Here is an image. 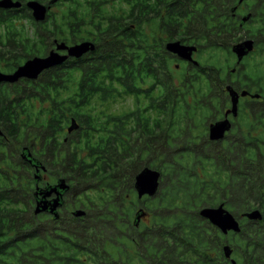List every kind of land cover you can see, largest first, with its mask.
I'll return each instance as SVG.
<instances>
[{
  "label": "trees",
  "instance_id": "trees-1",
  "mask_svg": "<svg viewBox=\"0 0 264 264\" xmlns=\"http://www.w3.org/2000/svg\"><path fill=\"white\" fill-rule=\"evenodd\" d=\"M19 1L0 8L1 72L47 55L55 41L95 49L36 80L0 83V264H231L226 245L238 264H264V147L205 133L224 104L221 61L239 32L237 0H56L42 22ZM175 40L197 47V77L190 64L176 69L165 48ZM118 98L132 107L108 112ZM144 168L161 181L155 197L139 199ZM40 174L45 186L68 183L66 222L35 215ZM220 204L239 233L224 235L199 215ZM77 209L85 215L74 217ZM255 209L261 220L243 218Z\"/></svg>",
  "mask_w": 264,
  "mask_h": 264
},
{
  "label": "flooded vegetation",
  "instance_id": "flooded-vegetation-1",
  "mask_svg": "<svg viewBox=\"0 0 264 264\" xmlns=\"http://www.w3.org/2000/svg\"><path fill=\"white\" fill-rule=\"evenodd\" d=\"M255 8L256 11L253 12V9ZM230 11L234 20L233 23L238 25L239 32L238 35H233L232 41H228L230 49L224 54L221 61L223 63V67L226 69L224 70L222 77L225 82L223 89V108H221V112H217L220 114H217V116L214 117V121L212 123L210 122L205 130V133L209 138L210 125L216 123L217 121L226 119L229 121L230 129L225 133L224 138L219 140L220 142L227 139H240L241 143L245 144L246 139H252L256 140L260 147H264V35L254 33L264 30V0H244L240 4L239 0H237L236 5H234ZM251 21L252 23H250ZM244 43L248 44L242 46L243 53L239 57L234 51V48ZM247 47L251 48L247 49ZM197 51L193 54L196 64L182 61L177 56L172 54V58L176 61L174 63L176 69H179L180 64H190V66H193V69L197 71L195 74L197 77L199 72V61L196 55ZM209 73L210 75L213 73L212 67L209 69ZM206 86L207 88L214 87L212 83H208ZM228 88L231 90H228ZM193 90L194 100L197 102L202 95L200 84L195 83L193 85ZM231 91L237 95L235 113L232 111L233 95L231 94ZM205 95L212 96V93L205 90ZM198 136L199 133L196 127L194 130L196 145H198ZM33 160L36 163L38 162L36 157H33ZM41 167L43 166H40V168ZM37 169L38 174V166ZM41 175L42 174H40V176L38 175L40 177L39 180H35L36 184L42 180L41 178L43 177ZM58 180L59 179L57 178L55 183H52V185L56 184ZM36 187L44 188L45 185L38 183ZM53 197L54 195H52L49 199H52ZM38 199H40V196H36L34 194V210ZM57 212V218L49 212H41L35 215L43 216L50 222H53V220L60 221L61 219L66 222L71 213L69 210L67 193H65L62 205L58 207Z\"/></svg>",
  "mask_w": 264,
  "mask_h": 264
},
{
  "label": "water",
  "instance_id": "water-1",
  "mask_svg": "<svg viewBox=\"0 0 264 264\" xmlns=\"http://www.w3.org/2000/svg\"><path fill=\"white\" fill-rule=\"evenodd\" d=\"M244 0H239V4ZM56 0L50 1L48 5L41 3L37 0H29L25 2L26 8L31 12V16L35 22H42L46 19V16L51 9V6ZM23 3L19 0H0L1 9H18L22 7ZM246 19V18H245ZM244 19V20H245ZM248 43L238 45L234 48V51L240 57L243 53L242 46ZM166 51L177 56L182 61L196 64L193 58V54L197 51V47L194 45H187L181 43L179 40L169 41L165 45ZM251 47H247L250 49ZM95 45L90 41H83L75 43L73 45H67L65 42H54V47L45 56H36L26 60L23 64L18 66L13 72L5 73L0 71V83L14 84L20 80H36L40 74L52 67L58 66L66 62L70 58H81L86 53L93 51ZM228 90H231L228 88ZM233 95L232 111L235 113L237 98L236 93L231 91ZM77 128V124L74 120L71 121L68 127V133H71ZM230 124L228 120H221L213 123L209 127V139L212 141L222 140L225 133L229 131ZM0 135L2 132L0 130ZM26 152V149H24ZM28 158L31 154L28 152ZM31 163L34 160H29ZM34 164V163H33ZM34 166L37 167L35 163ZM43 168V167H42ZM44 169V168H43ZM38 172V170H37ZM39 176L36 175L35 179L39 180ZM161 181V173L152 168H144L135 176L134 189L137 193V197L142 199L143 197L153 198L156 196ZM69 185L65 179H59L54 185H47L44 188L36 187V196H40L37 201L35 214L41 212H49L58 217L57 209L62 205L63 197L65 193L69 191ZM52 195L54 197L49 199ZM73 216L81 218L85 215V211L77 209L73 211ZM144 211L141 209L137 212L134 220V225L138 226L141 218L144 216ZM199 215L207 220L211 225L215 226L222 234L227 235L229 232L239 233L240 223L239 220L227 210L223 204L217 207H204L200 209ZM243 218L249 221L261 220V212L257 209L251 210L243 214ZM224 255L230 259L231 264H238L234 259H231L232 250L229 246L223 247Z\"/></svg>",
  "mask_w": 264,
  "mask_h": 264
},
{
  "label": "rangeland",
  "instance_id": "rangeland-1",
  "mask_svg": "<svg viewBox=\"0 0 264 264\" xmlns=\"http://www.w3.org/2000/svg\"><path fill=\"white\" fill-rule=\"evenodd\" d=\"M110 5V4H109ZM51 11L56 12L58 10V6H51ZM108 112H113V113H119L124 110H128L132 107L131 104V98H126V99H116L112 100L106 103V106H104ZM48 180V178H45Z\"/></svg>",
  "mask_w": 264,
  "mask_h": 264
},
{
  "label": "bare ground",
  "instance_id": "bare-ground-1",
  "mask_svg": "<svg viewBox=\"0 0 264 264\" xmlns=\"http://www.w3.org/2000/svg\"><path fill=\"white\" fill-rule=\"evenodd\" d=\"M42 168V167H41ZM40 169V168H39ZM42 176V175H41ZM42 179V178H41ZM38 182V181H37ZM40 182V181H39ZM38 184V183H37ZM54 185V184H53Z\"/></svg>",
  "mask_w": 264,
  "mask_h": 264
}]
</instances>
